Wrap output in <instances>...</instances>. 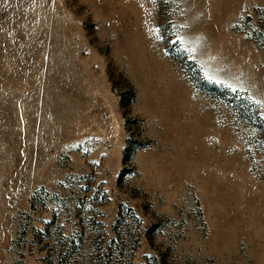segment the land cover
<instances>
[{"label":"rangeland","instance_id":"rangeland-1","mask_svg":"<svg viewBox=\"0 0 264 264\" xmlns=\"http://www.w3.org/2000/svg\"><path fill=\"white\" fill-rule=\"evenodd\" d=\"M0 264H264V0H0Z\"/></svg>","mask_w":264,"mask_h":264}]
</instances>
